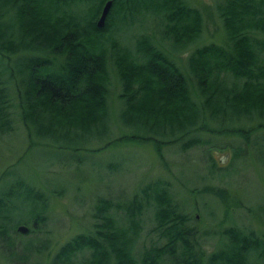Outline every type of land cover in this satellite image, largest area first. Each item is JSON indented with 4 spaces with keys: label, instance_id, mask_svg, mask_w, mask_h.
Returning <instances> with one entry per match:
<instances>
[{
    "label": "trees",
    "instance_id": "1",
    "mask_svg": "<svg viewBox=\"0 0 264 264\" xmlns=\"http://www.w3.org/2000/svg\"><path fill=\"white\" fill-rule=\"evenodd\" d=\"M109 1L104 24L98 28L94 21L105 0H0V61L14 56L11 69L0 70L1 133L11 122L5 83L15 82L17 114L30 137L28 145L48 140L55 148L64 145V152L72 146L77 152L91 138L100 140L109 118L103 42L113 30L128 28L137 16L140 21L148 15L155 40L164 42L167 50L177 52L198 40L201 14L184 0ZM215 11L225 45L192 48L185 59L188 78L147 35L132 39L133 49L116 46L111 55L119 85L116 96L123 105L119 126L126 134L88 151L98 153L119 141L147 143L165 165L163 146L177 143L181 151L202 146L198 133L235 136L248 143L250 134L264 129V0H223ZM189 84L196 99L188 92ZM259 146L255 142L253 151L264 162V147ZM240 150L237 147L234 153ZM209 160L208 174L214 176L221 167ZM23 182L16 177L0 191V239L9 244L24 234L16 231L17 225L26 226L27 236L39 232L46 219L45 196ZM137 188L121 205L95 198L90 233L63 242L50 264H250L251 256L264 264V232L212 225L204 235L219 242L205 255L194 238L195 228L188 224L195 217L178 210L164 183L156 179ZM198 192L218 197L225 210L230 207L226 189L204 186ZM144 207L151 209L148 230L154 239L134 255ZM113 208L121 211L120 218L110 214ZM35 242H25L21 251L37 248ZM8 249V256L13 255ZM82 251H87L86 257L72 260ZM16 258L23 259V254Z\"/></svg>",
    "mask_w": 264,
    "mask_h": 264
},
{
    "label": "rangeland",
    "instance_id": "2",
    "mask_svg": "<svg viewBox=\"0 0 264 264\" xmlns=\"http://www.w3.org/2000/svg\"><path fill=\"white\" fill-rule=\"evenodd\" d=\"M222 1H183L200 12L202 26L196 44L188 45L187 48L177 52L167 50L164 42L162 44L155 40L156 29L152 26L148 15L143 17V21H138L141 17L137 16L128 28L123 26L113 30L111 38L103 42L105 64L109 75L107 84L109 87L106 93L109 118L100 130V136H98L100 140L95 141L91 138L86 145L85 142L76 144L85 145L77 152L73 150V146L68 147L70 154L67 151L64 152L62 149L64 145L60 144L59 146L63 147L55 148L53 145H48L50 144L48 140L43 143L45 146L30 147L28 145L30 137L27 136L25 126L22 125L17 114L15 82L14 84L5 83L10 100L8 111L11 122L7 131L0 132V191H4L16 177L23 179L25 184L30 183L46 198V209L43 212L46 219L42 222L39 232L35 234L28 233L27 236L24 235L25 233L18 234L19 236L12 238V244L0 239V264H50L53 253L63 242L73 235L90 233L92 230L90 213L95 198L106 197L113 203L121 205L129 200L128 198L137 191V187L152 183L156 179L168 187L172 199L182 214L195 217L194 220H189L188 224L195 228L194 238L199 244L198 248L205 255H208L219 242L217 237L204 235V232L212 225L221 229L231 224L237 228L252 229L257 234L264 232V210H262L264 208V162H259L260 153L257 150L253 151L255 142L260 144V150L263 149L264 129L259 128L250 134L248 143H243L241 138L235 136L198 133L201 142L204 143L202 146H192L183 151L179 149L177 143L163 146L162 156L165 165H162L154 155L152 146L147 143L119 141L118 144L111 143L98 153L88 151L89 148L103 146L104 142L117 138L123 133L126 134L124 131L126 129L119 126L123 105L116 96L119 85H117L118 80L112 64L114 50L124 46L133 49L132 39L139 35H147L154 45L169 53L172 61L188 78L185 59L192 48L208 43L220 47L225 45V37L215 11V5ZM13 59L12 55L0 61V70L4 66L11 69ZM5 77L7 78L3 75L2 79ZM193 89V86L189 84L188 92L196 99ZM209 126L212 128L216 124L209 123ZM237 147L241 149L238 155L234 153ZM69 156L70 160L67 158ZM209 157L213 163L221 167L214 176L208 174ZM204 186L226 189L229 199L227 205L230 207L225 210L218 197L199 193L198 189H203ZM58 189L61 191L57 192ZM233 201L239 202L235 206L231 204ZM110 214L119 218L122 215L119 209L114 208L110 210ZM13 215L20 216L19 213H13ZM150 218H152L151 209L144 207L140 216L139 236L134 240L132 250L134 255H137L139 249L154 239L148 230L152 225ZM29 240H37L34 245L37 248L32 247L28 251H21L23 244ZM6 248L14 250L13 255L8 256L10 251ZM86 252H75L72 260H81L83 256H87ZM21 253L23 259L17 261L16 257ZM249 263L257 264L252 256ZM258 264L262 263L258 262Z\"/></svg>",
    "mask_w": 264,
    "mask_h": 264
},
{
    "label": "water",
    "instance_id": "3",
    "mask_svg": "<svg viewBox=\"0 0 264 264\" xmlns=\"http://www.w3.org/2000/svg\"><path fill=\"white\" fill-rule=\"evenodd\" d=\"M110 6H111V1L105 0V2L103 3V5L101 7V10H99V15H98L96 21H94L96 27L102 28V26L104 24L103 20H105L107 10H109ZM16 231L20 232V233H26L27 228L24 225H17Z\"/></svg>",
    "mask_w": 264,
    "mask_h": 264
}]
</instances>
